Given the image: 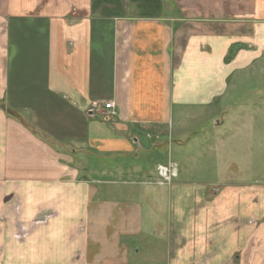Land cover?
Returning <instances> with one entry per match:
<instances>
[{"label": "crops", "instance_id": "1", "mask_svg": "<svg viewBox=\"0 0 264 264\" xmlns=\"http://www.w3.org/2000/svg\"><path fill=\"white\" fill-rule=\"evenodd\" d=\"M262 58L264 0H0V264H146L111 176L179 151ZM180 187L152 264H264V194Z\"/></svg>", "mask_w": 264, "mask_h": 264}, {"label": "rangeland", "instance_id": "2", "mask_svg": "<svg viewBox=\"0 0 264 264\" xmlns=\"http://www.w3.org/2000/svg\"><path fill=\"white\" fill-rule=\"evenodd\" d=\"M229 83L230 90L220 106L189 108L185 112L194 119L185 130L191 136H187V144L179 151L174 146L169 154L166 150L161 153L159 161L155 156L144 159V164L149 166H122L126 168L122 178L111 176L115 184L109 186L110 197L119 198L116 192H120L125 199L135 197L143 206V234L124 240L140 250L137 257L143 263H154L150 249L163 248L167 243L166 226L173 209L181 205L178 199L183 194L181 185L213 188L212 193L217 187L244 186L254 189L256 196L264 194V58L247 72L236 73ZM174 114H178L177 109ZM214 122L219 124L214 126ZM168 160L175 163L177 169V177L171 184L179 188L173 196L171 186L166 183L158 186L162 179L156 163L167 165ZM153 231L155 236H152Z\"/></svg>", "mask_w": 264, "mask_h": 264}, {"label": "built area", "instance_id": "3", "mask_svg": "<svg viewBox=\"0 0 264 264\" xmlns=\"http://www.w3.org/2000/svg\"><path fill=\"white\" fill-rule=\"evenodd\" d=\"M106 110H112L113 106L110 103H106L103 106ZM97 111V108L89 109L88 112L90 114H93V112ZM109 114L114 115L115 113L113 111L109 112ZM158 175L162 179V183H159L160 185H163L164 183L168 184L172 178L175 177V168L174 167H163L158 166L157 168ZM44 220H37L35 223H41Z\"/></svg>", "mask_w": 264, "mask_h": 264}, {"label": "trees", "instance_id": "4", "mask_svg": "<svg viewBox=\"0 0 264 264\" xmlns=\"http://www.w3.org/2000/svg\"><path fill=\"white\" fill-rule=\"evenodd\" d=\"M232 53H233V52L231 51V52H230V56L232 55Z\"/></svg>", "mask_w": 264, "mask_h": 264}]
</instances>
